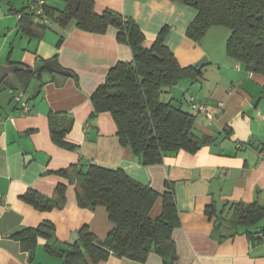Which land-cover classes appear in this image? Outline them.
<instances>
[{
  "label": "crops",
  "instance_id": "0c3cea01",
  "mask_svg": "<svg viewBox=\"0 0 264 264\" xmlns=\"http://www.w3.org/2000/svg\"><path fill=\"white\" fill-rule=\"evenodd\" d=\"M27 1L0 0V65L17 67L0 84V264H63L45 245L70 251L82 227L99 241L106 238L113 228L106 210L77 206L69 171L91 165L122 170L157 192L152 219L161 214V196L172 193L179 220L171 235L172 264H264L259 239L264 235L250 237L246 230L254 228L234 230L227 222L234 203L264 207V76L246 72L227 56L229 30L214 26L200 41L188 38L196 11L182 0H90L97 15L110 10L133 21L147 49L166 29L164 45L179 67L200 72L196 80L180 81L164 101L194 114L196 134L211 142L195 154L169 153L159 164L142 165L130 148L120 145L111 115L94 114L90 99L112 68L133 58L130 47L117 40V28L108 25L103 32H92L69 20L53 21L42 30L33 17H19ZM45 1L52 9L66 7L64 0ZM51 60L68 74L49 70L45 62ZM25 70L34 74L25 76ZM10 91L23 92L28 114H19ZM189 96L203 102L213 119L190 110ZM54 131L63 133L65 145L55 143ZM59 184L66 187L62 209L39 211L21 199L28 191L50 199ZM209 207L215 211L212 216L206 214ZM43 222L54 226L56 239H38L32 255L22 251L12 236ZM72 233L78 238L70 246ZM96 264L163 261L153 252L144 263L110 253Z\"/></svg>",
  "mask_w": 264,
  "mask_h": 264
},
{
  "label": "trees",
  "instance_id": "16d2710c",
  "mask_svg": "<svg viewBox=\"0 0 264 264\" xmlns=\"http://www.w3.org/2000/svg\"><path fill=\"white\" fill-rule=\"evenodd\" d=\"M64 2L66 7L61 11L45 5V14L51 22L64 24L74 20L78 27L92 32H103L108 25H112L118 30L117 40L126 43L132 51V60L120 62L112 68L105 82L90 98L94 114L107 112L111 115L121 146L130 148L142 165H154L161 163L166 154H195L211 142L209 137L194 133V114L161 98L183 79L196 80L200 74L192 67H179L172 52L164 45L166 29L147 49L143 46L144 35L133 21L124 20L110 10L97 15L90 0ZM182 2L196 11L186 31L188 38L200 41L211 27H224L230 32L225 44L227 56L237 61L246 72L264 76V0ZM24 10L19 13L21 19L32 18ZM39 27L42 30L47 28ZM51 61L56 65L55 61ZM51 61H46L45 65ZM56 67V73L68 74L58 65ZM24 74L29 76L34 73L25 70ZM62 134L53 132V140L61 146L65 145ZM69 171L76 184L77 206L86 210L103 207L113 228L103 241H99L86 227H82L78 231V242L70 251L46 244V252L63 258V264H96L106 260L110 253L144 263L151 252L157 254L163 264L173 263L171 235L179 220L171 192L161 196V214L152 219L150 213L160 195L128 177L122 170L91 165L85 171L75 166ZM61 174L67 175L66 171ZM65 190L66 187L59 184L50 199L32 191L21 199L39 211L62 209L66 202ZM206 214L212 216L215 211L209 207ZM263 221V206L242 202L231 205L227 220L234 230L254 228V232L246 230L250 237L258 233L264 235V225H260ZM12 238L19 242L22 251L30 255L38 239H56L54 226L49 222L24 229Z\"/></svg>",
  "mask_w": 264,
  "mask_h": 264
},
{
  "label": "built area",
  "instance_id": "2783aa9c",
  "mask_svg": "<svg viewBox=\"0 0 264 264\" xmlns=\"http://www.w3.org/2000/svg\"><path fill=\"white\" fill-rule=\"evenodd\" d=\"M45 0H28L25 6V12L32 15L34 19H36L37 23L43 27H49L51 21L45 14ZM21 17V15L19 16ZM12 94V100L15 105L18 107L20 115H26L30 112V108L27 104V101L24 99V94L21 91H10ZM188 107L190 110L204 114L208 120L213 119V115L207 111V107L203 102H199L196 100L194 96H189L188 99ZM238 148L244 149L240 144H237ZM261 244L264 246V237L262 235L259 236Z\"/></svg>",
  "mask_w": 264,
  "mask_h": 264
},
{
  "label": "water",
  "instance_id": "95a60500",
  "mask_svg": "<svg viewBox=\"0 0 264 264\" xmlns=\"http://www.w3.org/2000/svg\"><path fill=\"white\" fill-rule=\"evenodd\" d=\"M203 61H206V59L205 58L202 59V61L196 63V65H194V67L196 68V67L201 66ZM52 65H54V62L51 61V62H48L46 66L49 70H52L54 72H58L57 67H53V68L49 67ZM16 69H17L16 66H2V65H0V84L6 75L10 74L11 72H14ZM77 238H78V234L72 233L70 242H68V244L70 246L73 245Z\"/></svg>",
  "mask_w": 264,
  "mask_h": 264
},
{
  "label": "rangeland",
  "instance_id": "374dc122",
  "mask_svg": "<svg viewBox=\"0 0 264 264\" xmlns=\"http://www.w3.org/2000/svg\"><path fill=\"white\" fill-rule=\"evenodd\" d=\"M223 29H225V28H223ZM10 75H12V73H11ZM178 86H179V85H177V87H178ZM164 96H165V94H163L162 97H161L163 101H164V99H165V97H166V96H165V97H164ZM194 133H196L195 130H194ZM263 224H264V221L260 223V225H263Z\"/></svg>",
  "mask_w": 264,
  "mask_h": 264
}]
</instances>
